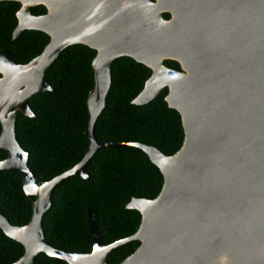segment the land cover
I'll return each instance as SVG.
<instances>
[{
	"label": "water",
	"instance_id": "obj_1",
	"mask_svg": "<svg viewBox=\"0 0 264 264\" xmlns=\"http://www.w3.org/2000/svg\"><path fill=\"white\" fill-rule=\"evenodd\" d=\"M13 1L20 6L12 38L33 29L49 41L23 64L8 50L0 51V148L6 151L0 170H17L26 197H34L25 225L11 224L0 208V229L24 248L11 264H33L41 252L68 264H107L113 249L133 240L139 245L118 264H264V0ZM37 5L46 11L31 13ZM72 44L95 50L94 84L86 99L89 144L78 163L40 181L16 140V114L35 117L29 98L55 90L46 74ZM120 56L151 70L133 104H146L167 88L164 100L179 113L184 131L174 153L96 138L111 63ZM165 60L176 61L179 69ZM105 146L144 151L162 174L161 189L154 198L133 197L126 204L140 213L131 235L102 243L89 207L91 251L57 249L41 224L51 194L71 174L86 179L85 164Z\"/></svg>",
	"mask_w": 264,
	"mask_h": 264
},
{
	"label": "trees",
	"instance_id": "obj_2",
	"mask_svg": "<svg viewBox=\"0 0 264 264\" xmlns=\"http://www.w3.org/2000/svg\"><path fill=\"white\" fill-rule=\"evenodd\" d=\"M20 4L0 1V51L8 50L19 63L38 55L49 41L40 30L25 29L12 38ZM38 15L42 5L30 7ZM164 13L163 17H168ZM95 50L84 44L67 46L50 66L46 81L55 90L32 95L28 104L34 118L18 111L14 130L19 145L28 152V167L40 181H47L78 163L89 140L85 136L89 112L87 95L94 84L92 59ZM165 65L179 69L174 60ZM151 70L129 56L111 63V85L105 107L99 114L94 133L101 141L140 142L169 155L179 149L184 131L179 113L170 108L164 96L167 88L146 104L131 101L142 89ZM1 132V124H0ZM6 151L0 148V160ZM87 178L72 175L62 180L51 194V206L41 224L46 240L55 248L90 252L92 236L88 208L92 207L97 231L104 244L131 235L140 222V213L126 208L133 197L154 198L163 177L158 167L136 146L100 147L85 164ZM17 170H0V208L13 225L29 222L32 207ZM139 241L126 242L113 249L107 264H118L132 253ZM21 243L0 229V264H11L21 257ZM33 264H68L41 252Z\"/></svg>",
	"mask_w": 264,
	"mask_h": 264
},
{
	"label": "flooded vegetation",
	"instance_id": "obj_3",
	"mask_svg": "<svg viewBox=\"0 0 264 264\" xmlns=\"http://www.w3.org/2000/svg\"><path fill=\"white\" fill-rule=\"evenodd\" d=\"M163 14H164V13H163ZM163 14H162V17H163ZM168 15H169V13H168ZM169 16H170V15H169ZM169 16H168V17H169ZM168 17H163V18H168Z\"/></svg>",
	"mask_w": 264,
	"mask_h": 264
}]
</instances>
